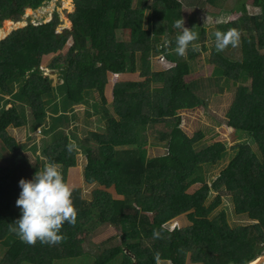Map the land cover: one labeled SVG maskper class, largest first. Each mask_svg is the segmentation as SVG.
Wrapping results in <instances>:
<instances>
[{"label": "trees", "instance_id": "obj_1", "mask_svg": "<svg viewBox=\"0 0 264 264\" xmlns=\"http://www.w3.org/2000/svg\"><path fill=\"white\" fill-rule=\"evenodd\" d=\"M43 1L0 0V27L3 22L6 25L0 29V36L11 28L12 21L20 20L24 7L36 9L43 5ZM222 1L201 0L199 5L202 9L206 7L208 13L215 11L210 13L214 14L222 7L215 10L209 5L216 6ZM228 1L232 5L224 9L238 11L239 15L219 24L218 29H237L240 44L223 52L211 53L213 68L201 78L198 87L193 84L197 81L183 80L188 72V63L167 50L176 47L175 37L180 33L167 21L175 22L181 18L182 0H73L74 9L69 13L70 29L56 32L55 28L61 21L54 11L50 20L40 19L36 25L26 24L13 29L0 40V94H12V83L18 82V95L28 100L31 122L43 119L51 108L47 95L54 89L50 77L41 72L42 58L62 50L68 37H72L73 43L65 56L54 58L47 65L60 67L62 64L63 82L59 85V93L65 106L82 103L91 91L101 94L107 82V71L125 73L139 70L140 77L154 74L160 80L157 91L151 90L149 81L145 79L118 81L112 88V104L107 105L102 100L97 113L106 127L103 133H92L95 142L85 149L87 164L83 167V176L89 184L113 187L114 192L95 188L92 199L85 200L79 196L78 190H74L77 222L75 226L64 224L62 232L67 236L64 242L50 246L37 241L35 245H29L9 231V224L21 215L20 208L16 206L21 192L20 179H15L19 175L10 166H0V264H96V260L92 263L93 254L83 245L84 237L76 238L73 234L74 228H84L86 222L95 217H98L96 222L99 224L123 230L121 243L130 251H136L134 255L142 258L141 264H156L158 259L181 264L189 250L192 251L191 259L202 264H250L262 255L264 0H252L259 8L256 14L245 12L247 0ZM195 16L192 13L187 22L194 30L200 28L203 33L205 28L195 20ZM143 21L157 34L164 29L170 30L174 34L170 37L171 43L158 50L155 47L157 41L150 40V29H142ZM117 28L127 31L128 38L117 40ZM159 51H164L168 60L174 62L171 68L162 72L152 71L149 61L150 54ZM244 76L249 78L250 88L237 87L228 96V104L218 119V125L236 131L238 141L231 146L235 155L211 184L206 182L198 189L191 188L199 182L194 176L197 168L219 165L223 154L228 157L227 146L219 140L201 147L194 146L203 137L201 130L188 135L179 124H175L172 129L157 134L158 144L164 142L165 153L144 157L145 153L140 152L141 143L146 138L144 134V137L137 136L138 127L144 128L151 122L150 118L168 126L176 120L174 97L178 87H185L199 105L205 107L206 102L201 96L205 94L204 90L213 87L217 91L219 86L222 91L227 86L231 91L234 83ZM112 110L117 117L110 113ZM22 119L15 103L0 112L2 148L15 149L16 144L12 142L8 128L19 127ZM241 132L245 133L247 140H243ZM71 143L69 136L65 135L54 143L46 144L41 154L48 162L55 161L62 167L75 165L78 148ZM69 145L73 146L71 152L68 151ZM91 146H97V150L92 151ZM8 160L14 162L16 159L10 155ZM248 166L250 179L244 172ZM211 190L230 193L237 211H247L252 219L248 224L224 225L220 230V245L212 227L225 213L215 217L208 215L205 202ZM184 213L192 224L170 229L168 222ZM154 230L160 232L161 238H154ZM122 247L106 250L101 264H108L113 258H123L122 264H131L130 255L133 254L121 255ZM115 264H120V260Z\"/></svg>", "mask_w": 264, "mask_h": 264}, {"label": "rangeland", "instance_id": "obj_2", "mask_svg": "<svg viewBox=\"0 0 264 264\" xmlns=\"http://www.w3.org/2000/svg\"><path fill=\"white\" fill-rule=\"evenodd\" d=\"M43 2V5H41L44 7L43 10L40 9V7L32 9L31 11H25L23 9L20 20H18L20 25L34 24L43 17H48L50 20L52 18V13L56 11L61 23L58 24L55 29L60 33L66 31L71 26L69 13L74 8L73 0H45ZM199 2H201V0H182V6L180 9V16L185 19L186 27L192 28L188 24L187 20L188 17L193 13L196 15L195 20L201 22V25L205 28V31L203 33L200 32V28L196 30L193 29L194 31L199 33L198 40L193 42L198 46V50L193 51L192 45H190V53L188 51L186 56H179L189 65L188 72L184 74L183 77L184 82L197 81V83H193L196 87H198L199 82H201V78L213 68L210 57L212 56V52H216L215 37L213 34L215 31L220 30L218 29V25L227 20L236 18L239 15L238 11L229 12L224 9L228 8L230 4L232 5V3H230L228 0H224L222 1V3L216 6L209 5L210 8H213L215 10L218 9V6L222 7L221 9L216 11L218 13L214 14L210 13L215 11H209L208 13L205 9L206 7L202 9V7H200L199 5ZM188 4L190 6H188ZM244 8L247 14H256L259 12V8L254 6L252 0H247L244 3ZM206 17L209 18V22L204 24V20L206 19ZM65 21H67L66 25L64 24ZM12 22L15 23L16 21ZM167 23L171 26L174 25V22L171 20H168ZM9 25L10 23L7 24V26ZM13 25L11 27H14ZM147 25L148 23H145L143 21L141 23L142 29H150V40H156L157 44L155 45V47L158 50H163V47H166L165 41H169L170 37L174 34L167 29H164L163 32L161 31L160 34H157L153 29L148 28ZM5 27L6 25L3 22L1 25V29ZM178 30L179 31L177 32H181L180 29ZM115 33V37L117 40L128 38V32L122 31L120 28H117L115 30ZM72 43V37H68V40L66 41V44H64L62 50L60 49L56 52L48 53L42 58L41 72L43 75H48L50 77L52 81V87L54 89L53 92L47 95V98L50 100L51 108L48 109V112L45 114L43 119H40V121L36 120L34 122H31L32 119L30 120L29 118L30 111L28 100H23L18 95V91L20 89V85L18 82L12 83V87L14 89V92L12 94H0V112L3 109L10 107L11 104L15 103L18 106V109L23 118L22 124L19 127L8 128V134L13 139L12 142H15L16 147L14 150H12L11 147L4 146V148H2L0 145V150L3 154V158L0 159V166H10L12 169H14L17 172V175H19L18 178H15L17 180L21 178L30 179V177L34 176L35 172L42 169L44 164L48 162L46 158L41 154L42 148L45 147L46 144L51 142L54 143L63 136L67 135L70 138V142H72L71 144H76L78 151L75 155V165L64 167L61 166L64 178L66 182L74 188V190H78L79 196L81 198L90 200L92 199V190L95 188H102L104 191L114 192L113 187L105 188L104 186L94 183L89 184L85 181L83 176V167H85V165L87 164L85 149H87L90 143L95 142L92 133H103L104 128L106 127V124L98 118L99 114L97 113L98 107L102 105V100L106 101L107 105L112 104V88L118 81H135L145 79L149 81L151 90L157 91L160 80L154 74L140 77L139 70H137L136 72L125 73H112L107 71V82L105 83V87L101 94L91 91L86 95V98L82 103H78V105L72 104L69 106H65V104L63 103L64 98L62 94L59 93L61 90L59 85L63 82V78L60 73L61 70H64L62 69V64L60 67H49L47 65L53 62L54 58H63ZM86 46L90 49L88 44ZM175 48L176 47L167 50L168 52L176 53ZM229 48H231V45L228 46L225 50H228ZM138 55L139 52L137 56ZM149 61L152 66V71L158 72L166 71L174 65V62L168 60V58L165 56L164 51L151 53L149 56ZM219 73L220 71L218 72V74ZM239 86L250 88L249 78L244 76L239 79L236 83H234L231 91L227 86H225L224 90L222 91L219 90V86L216 88L217 91H214L213 87H208L206 90H204L205 94H201L206 102L205 107L199 105L197 99H195L192 93L186 90L185 87H178L176 89L174 97L176 120L168 126L158 123L155 121V119L149 117L151 122H149L144 128H137V130H139L137 136L144 137L145 135L146 138L145 141L141 143L142 148L140 149V152L145 153L144 157L154 155L158 156L165 153V145H157V134L165 130L172 129L175 124H179L181 129L184 130L188 135L196 130H201L203 133V137L200 139V141L195 143L194 146L201 147L206 143L219 140L226 144L227 154H229L228 158L226 157V154H223L222 159H220L221 162L217 166L197 168L194 176L198 178L199 182L192 185L191 188L198 189L202 184L206 182H209V184H211L215 176L219 174L220 170L235 155V150H232L231 146L235 145L238 141V137H236V131L218 125V119L220 118V116L222 117V111L228 104V96L230 94H233L235 92V89ZM110 113L113 116L117 117L113 110ZM240 134L244 136L243 140H247L245 133L241 132ZM252 145L254 148H256L255 143H252ZM130 147L132 148L135 146L130 145ZM91 149L92 151H96L97 146H91ZM10 155L16 159L14 162L8 160V157ZM244 172L247 178L250 179L251 170L249 166L244 169ZM205 204L207 206V212L210 217H215L220 213H225L224 217L212 227L219 245L222 240L220 230L224 225L227 224L230 226H236L239 224H248L252 222L247 211H237L234 197L227 191L222 194L218 191L211 190ZM186 215L187 214L184 213L180 215L179 218H173L171 220V223L180 228L191 225L192 220L189 218V216ZM97 218L98 217L93 218L91 222L87 221L84 228L80 226L79 228H74L73 230V234L76 238L84 237V240H86L83 245L88 250V252L93 254L92 263L96 260V264H101V260L104 258L106 250L114 246L122 247L123 245V253H120L123 256L129 254L130 252L131 254H134V252H136L135 250L130 251L129 248L127 249L126 246L121 243V235L123 233V230L120 227L99 224L98 222H96ZM109 238L113 239L108 240ZM187 254L188 255L187 257H185L184 261H180L181 264H202L201 262H194L191 259V250H189ZM260 256H262L263 260L259 264H264V250L262 252V255ZM130 257L131 264H141L142 258L138 257V255H130ZM113 259L108 264H115V262L118 260H120V264H122L123 258H117L115 260ZM168 262V264H173L172 260H169Z\"/></svg>", "mask_w": 264, "mask_h": 264}, {"label": "clouds", "instance_id": "obj_3", "mask_svg": "<svg viewBox=\"0 0 264 264\" xmlns=\"http://www.w3.org/2000/svg\"><path fill=\"white\" fill-rule=\"evenodd\" d=\"M39 7L44 9L43 6ZM44 19L49 20L47 17L41 20ZM207 22H209L208 17L204 20V24ZM173 26L181 30L175 37L176 54L186 56L190 45L193 51H197L198 46L193 42L198 40L199 33L194 31L193 27H186L183 17L177 19ZM213 35L217 52H223L230 45L237 47L240 44V33L235 28L227 31L217 30ZM170 43L171 41H165L166 46ZM72 149L73 146L69 145L68 151L71 152ZM19 186L21 192L16 200V206L20 208L21 215L9 224V231L29 245H35L37 241L50 246L64 242L67 236L62 232V228L65 223L75 226L78 209L73 201L74 188L66 182L61 165L49 161L42 169L35 172L32 179L21 178ZM153 236L157 239L161 238L158 230H154Z\"/></svg>", "mask_w": 264, "mask_h": 264}, {"label": "crops", "instance_id": "obj_4", "mask_svg": "<svg viewBox=\"0 0 264 264\" xmlns=\"http://www.w3.org/2000/svg\"><path fill=\"white\" fill-rule=\"evenodd\" d=\"M74 9V8H73ZM73 9L71 10V11H73ZM70 11V12H71ZM48 18V17H47ZM71 28V26L68 28V29H70ZM66 44V43H65ZM191 135V134H190ZM159 142V141H158ZM162 144H164V142H161V143H159V144H157L158 146H163ZM229 155V154H228ZM155 156V155H154ZM228 158V157H227ZM180 216V215H179ZM179 216H177V217H175V218H179ZM187 216V215H186ZM252 220V219H251ZM177 221V220H176ZM168 225L170 226V227H172V228H170V229H173L174 227H175V224H172L171 223V221L170 222H168ZM174 226V227H173ZM139 253V252H138ZM141 254H143L142 252H141ZM134 255V254H133ZM144 255V254H143ZM188 255V254H187ZM187 255H186V257H187ZM169 260H167V259H158L157 260V262H156V264H168L169 262H168ZM144 263H147V262H145L144 261ZM196 264H199V263H196Z\"/></svg>", "mask_w": 264, "mask_h": 264}, {"label": "water", "instance_id": "obj_5", "mask_svg": "<svg viewBox=\"0 0 264 264\" xmlns=\"http://www.w3.org/2000/svg\"><path fill=\"white\" fill-rule=\"evenodd\" d=\"M41 9V8H40ZM24 10L25 11H31V8L30 7H28V6H26V7H24ZM43 10V9H42ZM43 21H46V19H44ZM25 25V24H24ZM24 25H20V23H19V21H16L15 23H14V27H11V28H9V29H7V32L4 34V35H1L0 36V40L1 39H3V38H5L8 34H9V32L11 31V30H13V29H16V28H20L21 26H24ZM0 29H1V27H0ZM262 260H263V258H262ZM229 264H235V263H229Z\"/></svg>", "mask_w": 264, "mask_h": 264}, {"label": "bare ground", "instance_id": "obj_6", "mask_svg": "<svg viewBox=\"0 0 264 264\" xmlns=\"http://www.w3.org/2000/svg\"><path fill=\"white\" fill-rule=\"evenodd\" d=\"M261 261H262V256H259L255 261L251 262L250 264H259Z\"/></svg>", "mask_w": 264, "mask_h": 264}]
</instances>
